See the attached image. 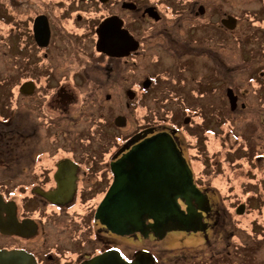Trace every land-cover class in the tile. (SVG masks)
Masks as SVG:
<instances>
[{"label": "flooded vegetation", "instance_id": "1", "mask_svg": "<svg viewBox=\"0 0 264 264\" xmlns=\"http://www.w3.org/2000/svg\"><path fill=\"white\" fill-rule=\"evenodd\" d=\"M209 109L230 156H252L264 170L252 143H264V0H0V179L10 180L0 189V251L25 252L35 264H83L114 249L129 262L142 251L165 261L174 231L121 236L96 212L116 161L167 132L205 196L194 201L202 229L177 230L189 234L179 244L206 245L194 259L227 255L228 241L218 240L229 208L247 216L262 185L244 174L229 200L198 169L209 152L191 153L186 134L200 132L196 120ZM241 142L252 151L238 150ZM255 216L253 227L264 230Z\"/></svg>", "mask_w": 264, "mask_h": 264}, {"label": "water", "instance_id": "2", "mask_svg": "<svg viewBox=\"0 0 264 264\" xmlns=\"http://www.w3.org/2000/svg\"><path fill=\"white\" fill-rule=\"evenodd\" d=\"M114 182L99 205L96 218L121 236L149 231L162 239L168 232L202 229L200 204L205 196L194 184L192 170L172 135L155 134L134 145L113 165ZM51 199L48 194H43ZM179 200L186 204L183 210ZM244 212V206L237 210ZM151 220L152 222H148ZM154 262L140 252L131 262L117 249L83 264H145ZM0 264H35L25 252L0 251Z\"/></svg>", "mask_w": 264, "mask_h": 264}, {"label": "rangeland", "instance_id": "3", "mask_svg": "<svg viewBox=\"0 0 264 264\" xmlns=\"http://www.w3.org/2000/svg\"><path fill=\"white\" fill-rule=\"evenodd\" d=\"M200 59V58H199ZM196 60V62L198 63V60ZM194 64H197L195 62H193ZM219 97L221 98V94L219 93ZM169 108H184L186 105H168ZM206 106V105H204ZM210 105H208L207 108ZM154 115H152L153 117ZM164 120H167V117H162ZM173 123L176 122V124L180 123V121H178V117H176L173 121ZM170 122V123H172ZM175 124V123H174ZM195 125L198 126L199 131H203L205 129V127H211L212 129H214V118L210 113V109L207 112V114H204V118L201 119L200 117L196 120ZM135 124L131 123L126 130L124 131H120L119 133H129L132 130H134ZM256 130L261 131L260 127L257 126ZM214 132H217L220 135H223L225 133V127L223 124L217 125L216 126V130L214 129ZM211 134H213V132H211ZM214 135V134H213ZM220 135H218L219 137H221ZM209 139H212L210 135H208ZM232 138V144L234 143L235 140H233V136L231 135ZM253 146L259 150L255 152L256 157H257V162L260 163V168H264V155L260 156L261 152H264V143L259 142V144L257 145L256 140L252 141ZM247 146V147H246ZM245 146V143L243 144V147H246L245 150L247 151H252V144L247 143V145ZM208 158V157H207ZM219 159L218 154L215 157V160ZM252 178V180H254L257 185L260 183L256 177H249ZM251 180V181H252ZM10 183V180L7 179V177H2V179H0V189H4L6 185H8ZM247 185H249V183H246ZM261 184V183H260ZM262 186H259L256 189V195H255V199L253 201V203L255 204V206L249 211V213L247 214V216H243V217H236L234 216V213H236V209L234 210L232 207L231 209L229 208L228 211L229 213H231L230 215V224L229 226H227L225 228V232H222L219 234V242L218 244L221 242L222 239H226L228 241L229 246V253H227V255H225L224 252L218 253L216 255L215 258H213L212 260L210 259H204L207 258L208 256L210 257V253L209 255L207 254L204 257H200L199 259H194L191 256L194 255H205V253L209 252L208 248L206 245H204L202 242L199 241V239H196L194 237H191L192 240H188L184 243V245L179 244V236L185 237L189 236V234L187 233H182V232H177L174 231L173 233L170 234V237L168 238V240L163 243V245H165L169 251H162L161 254L164 255V257L162 259H164L165 261H158V264H175L176 261H178L179 258H177L178 253H180L183 250V256L180 257V261L178 264H204L203 262H205V264H221V263H225V264H264V230H262L261 228H254V220L253 218L256 217L255 213L260 215L259 222L260 225H262L261 227L264 228V205L261 207H257L258 204L263 203L264 202V182L261 184ZM256 209V211H254ZM225 210V209H224ZM254 211V212H253ZM253 212V214H252ZM86 215V220L87 222H92L93 218L91 215V211L87 210L85 212ZM239 242H242L243 245H239ZM153 244V241H151V245ZM226 245V242L223 243L222 246ZM240 248V249H238ZM220 250V249H217ZM192 253V254H191ZM223 255H225V257H222ZM184 257V258H183ZM219 259H222L221 261ZM207 261V262H206Z\"/></svg>", "mask_w": 264, "mask_h": 264}, {"label": "trees", "instance_id": "4", "mask_svg": "<svg viewBox=\"0 0 264 264\" xmlns=\"http://www.w3.org/2000/svg\"><path fill=\"white\" fill-rule=\"evenodd\" d=\"M211 132H213L214 135L211 134ZM186 135L188 149L191 153L192 151L198 150H206L209 152L206 154L208 158L205 159L204 163H200L199 160L196 161L198 169L205 175L206 179H210L213 184L219 185L221 187L220 191L224 193L229 200L236 194L239 195L241 185L245 182L244 174L256 177L261 184L264 182V170L258 173L256 172V169L253 167L254 162L252 156H230V148L225 144V137H219L213 129L205 127L203 133L201 131L196 134H191L189 132ZM208 135H210L212 139H209ZM243 149L246 148L243 147L241 142L238 150L245 151ZM214 154H218L221 159L220 162H215ZM235 164H237L238 167Z\"/></svg>", "mask_w": 264, "mask_h": 264}]
</instances>
